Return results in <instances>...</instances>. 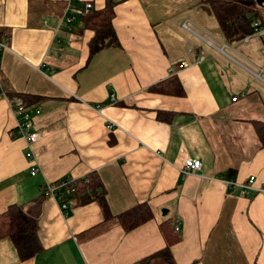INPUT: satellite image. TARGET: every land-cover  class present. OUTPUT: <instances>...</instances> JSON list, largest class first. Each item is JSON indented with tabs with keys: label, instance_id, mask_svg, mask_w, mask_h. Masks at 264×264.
I'll list each match as a JSON object with an SVG mask.
<instances>
[{
	"label": "crops",
	"instance_id": "1",
	"mask_svg": "<svg viewBox=\"0 0 264 264\" xmlns=\"http://www.w3.org/2000/svg\"><path fill=\"white\" fill-rule=\"evenodd\" d=\"M259 1L254 32L229 45L207 0H0V85L39 136L30 175L0 98V214L64 178L94 174L101 194L64 210L45 198L39 250L19 260L1 239L0 264H264V148L250 124L264 123ZM106 5L113 43L91 52L82 15ZM171 77L177 94L148 91ZM186 159L200 168L182 178ZM139 204L151 218L123 231L116 217ZM166 219L178 226L170 263L151 258Z\"/></svg>",
	"mask_w": 264,
	"mask_h": 264
},
{
	"label": "trees",
	"instance_id": "2",
	"mask_svg": "<svg viewBox=\"0 0 264 264\" xmlns=\"http://www.w3.org/2000/svg\"><path fill=\"white\" fill-rule=\"evenodd\" d=\"M209 12L216 20L225 42L229 45L238 43L254 32L253 10L256 7L254 0H207ZM83 25L94 32L89 43L91 52L102 49L113 43V32L110 26L112 17L111 6L106 5L100 11H88L82 15ZM178 83L175 77L151 86L148 91L159 94H177ZM20 100V98H18ZM34 100L24 98V103ZM255 136L262 148H264V123L250 122ZM73 188L71 195L65 196L61 192L59 203L74 201V205H82L89 201L88 196L100 197L99 182L94 174L87 175L83 179L73 181L68 186ZM69 186V187H70ZM45 197L40 193L39 197L29 204L8 205L0 214V240L8 239L19 260L30 259L38 250L39 244L36 238L37 221L41 213V204ZM104 211L102 200L97 201ZM151 218V213L146 204H139L119 214L116 219L123 231H128ZM159 233L164 241V248L153 257H159L170 263L169 247L179 241L178 233L174 231V223L166 219L159 224ZM149 259L141 261L147 264Z\"/></svg>",
	"mask_w": 264,
	"mask_h": 264
},
{
	"label": "built area",
	"instance_id": "3",
	"mask_svg": "<svg viewBox=\"0 0 264 264\" xmlns=\"http://www.w3.org/2000/svg\"><path fill=\"white\" fill-rule=\"evenodd\" d=\"M90 5L86 4L84 6L85 9H89ZM256 26V24H254ZM6 47L3 42H1L0 39V50H5ZM262 54L264 55V51H261ZM181 67L184 66V63L180 65ZM254 76H256L259 80H261L264 83V65L262 68L258 69L256 73H253ZM0 98L5 99V94L1 88L0 85ZM6 100V99H5ZM236 98L233 97L232 101H235ZM7 103L14 104V114H16L19 117L18 122L16 123V132L19 136H21L25 142L26 146L28 148V151L26 153V157L30 160V175H34L36 172V164L34 163L33 156L31 154V149L33 145L37 142L39 136L38 133L30 131V123H29V113L24 109V106L22 102L19 99H13V100H6ZM200 168V162L195 159H186L182 165V167L179 169V175L184 178L188 175H191L193 172L197 171ZM71 181L69 178H64L61 181L57 182L56 184H46L45 186H42L40 189V193L45 197V198H51L55 199L57 201L59 208L61 210L65 209V203L61 202L59 203L58 201L60 200L61 192L67 195H71L73 192V188L68 186ZM252 182V178H249L247 181V184L250 185ZM174 231H178V226H174Z\"/></svg>",
	"mask_w": 264,
	"mask_h": 264
},
{
	"label": "rangeland",
	"instance_id": "4",
	"mask_svg": "<svg viewBox=\"0 0 264 264\" xmlns=\"http://www.w3.org/2000/svg\"><path fill=\"white\" fill-rule=\"evenodd\" d=\"M264 13V10L263 9H260L259 10V14L261 15V14H263ZM245 64V63H244ZM246 65V64H245ZM253 71H255V72H257L256 70H254V69H252Z\"/></svg>",
	"mask_w": 264,
	"mask_h": 264
},
{
	"label": "water",
	"instance_id": "5",
	"mask_svg": "<svg viewBox=\"0 0 264 264\" xmlns=\"http://www.w3.org/2000/svg\"><path fill=\"white\" fill-rule=\"evenodd\" d=\"M254 1H255V3H256L257 5L260 4V1H259V0H254Z\"/></svg>",
	"mask_w": 264,
	"mask_h": 264
}]
</instances>
